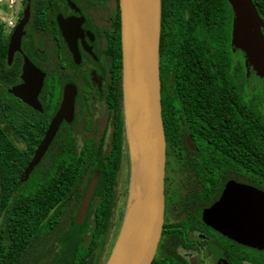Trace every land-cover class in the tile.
Wrapping results in <instances>:
<instances>
[{"label": "flooded vegetation", "instance_id": "1", "mask_svg": "<svg viewBox=\"0 0 264 264\" xmlns=\"http://www.w3.org/2000/svg\"><path fill=\"white\" fill-rule=\"evenodd\" d=\"M253 2L264 21V0ZM162 7L161 0L160 45ZM15 9L18 12L16 25L28 9L29 19L21 50L14 54L11 65L8 64L10 67L18 65L20 73L6 89L18 100L16 105L27 116L32 130L36 126L40 128L37 133L24 136L3 125L19 148V155L24 157L19 161L17 170L20 173L9 201L17 210L25 204L29 209L33 208L37 201L49 205L51 180L56 178L55 174L74 171L77 175L72 182H67L68 194L51 210L46 207L47 214L40 225L21 240L13 264H105L110 243L115 237L117 200L122 193L129 199L132 174L124 106L121 0H16ZM183 9L189 12L186 7ZM228 10L231 12V16L227 13L226 23L231 26L232 73L234 66L244 64V59L242 56L235 58L232 53L233 12L230 5ZM188 17L189 14H185L186 21ZM25 58L43 77L37 96L40 109L9 92L22 84ZM33 74L36 73L33 71ZM174 89L167 86V90ZM222 90L219 101L174 103L172 123L165 131L164 222L151 264H220L223 260L228 264H255L259 253H264L229 240L209 225L202 215L220 199L229 184L264 190L263 182L260 184L259 181L257 142L259 99L264 97V89L249 90L247 85L240 84ZM66 100H73V111L71 116L68 115L71 119H62L40 162L27 180L20 183ZM261 109L264 115V101ZM99 112L101 117H98ZM93 140L100 141L103 156L117 155L115 166L101 163L84 167L56 165L59 156L70 159L82 156L87 151L84 149L86 142ZM114 140L119 143L118 151L113 150ZM30 141L38 143L31 146ZM65 143H70L69 148L64 149ZM125 170L128 189L120 193ZM94 180L96 185L85 218L81 224L75 225ZM104 205L108 208L104 209ZM124 216L125 212H122L116 220L119 228ZM4 225L1 217L0 237L4 235L1 229Z\"/></svg>", "mask_w": 264, "mask_h": 264}, {"label": "water", "instance_id": "2", "mask_svg": "<svg viewBox=\"0 0 264 264\" xmlns=\"http://www.w3.org/2000/svg\"><path fill=\"white\" fill-rule=\"evenodd\" d=\"M233 12L232 53L242 56L249 90L264 89V21L253 0H227ZM124 47V106L131 153V188L123 224L107 264H151L164 222L166 136L162 117L159 45L161 0H121ZM29 9L13 29L8 64L21 50ZM33 71L36 74H33ZM22 84L9 92L40 109L37 96L43 84L25 58ZM73 100H66L20 183L27 180L51 144L63 118L71 119ZM96 180L88 190L75 225L83 222ZM205 221L229 240L264 252V190L229 184L220 199L203 212ZM220 264H228L225 260Z\"/></svg>", "mask_w": 264, "mask_h": 264}, {"label": "trees", "instance_id": "3", "mask_svg": "<svg viewBox=\"0 0 264 264\" xmlns=\"http://www.w3.org/2000/svg\"><path fill=\"white\" fill-rule=\"evenodd\" d=\"M162 32H161V77L163 84V120L165 131H168L171 121V111L174 103L194 101H219L223 88L245 86V65L234 66L231 73L232 60L229 52L231 26L226 23L229 5L227 0H162ZM186 7L189 12L183 9ZM185 14H189L186 21ZM10 35L6 25L0 20V218L5 225L1 228L4 235L0 237V264H13L15 250L20 247L22 239L29 236V231H35L46 216V207L51 210L69 191V184L77 175L76 172L55 174L51 181L50 204L36 202L31 212L27 204L17 210L9 201L16 178L19 176V161L24 160L18 153L19 148L7 135L8 125L16 133L31 135L38 131L29 126L27 116L23 114L18 102L7 91L20 73L18 65L8 66V44ZM236 68V70H235ZM237 72V74H236ZM172 86L174 90H167ZM191 88V90H189ZM264 92V91H263ZM210 96L211 98H207ZM212 96H215L214 98ZM194 97V98H193ZM264 97L259 99L258 112V167L259 181L264 185V115L261 109ZM189 110V108H186ZM171 144L170 140H167ZM35 146L38 142H29ZM70 143H65L69 148ZM113 150L119 149V143L114 140ZM67 146V147H66ZM100 141L86 142L82 156L57 157V166H115L117 155L101 154ZM115 170L113 169V172ZM115 174V173H114ZM65 186H58L60 183ZM105 206V205H104ZM107 206L104 207V209ZM108 208V207H107ZM255 264H264V253H259Z\"/></svg>", "mask_w": 264, "mask_h": 264}, {"label": "rangeland", "instance_id": "4", "mask_svg": "<svg viewBox=\"0 0 264 264\" xmlns=\"http://www.w3.org/2000/svg\"><path fill=\"white\" fill-rule=\"evenodd\" d=\"M11 0H0V20L3 21V19H8V18H11V11L9 10V7L11 6ZM6 6V7H5ZM18 13V12H17ZM16 13V14H17ZM17 16V15H16ZM16 19V17H15ZM11 30H8V33H10ZM102 114L99 112L98 113V117H101ZM131 158V157H130ZM132 167V165H131ZM123 175V174H122ZM124 182H123V178H122V181H121V186H122V191L119 190L120 193L124 192L125 189H128V182H127V170L124 171ZM123 194V193H122ZM120 194L118 200H117V205H116V208H115V214H114V228H115V237L114 239L112 240V243H114L115 239L117 240L118 236H119V233H120V230L121 228L118 227V221H116L119 216L121 217L122 216V212H125V207H126V204H127V197L128 195H125V197H123V195ZM123 224V222H122ZM111 242V240L109 241ZM112 243H110V247H109V257L107 258L105 264H107L110 256H111V248H112ZM116 243V241H115ZM115 244L113 245V248H114Z\"/></svg>", "mask_w": 264, "mask_h": 264}, {"label": "built area", "instance_id": "5", "mask_svg": "<svg viewBox=\"0 0 264 264\" xmlns=\"http://www.w3.org/2000/svg\"><path fill=\"white\" fill-rule=\"evenodd\" d=\"M15 1L16 0H11V6L9 7V10L11 11V18L8 19H3V23L6 25V28L8 30H13L16 26V19H15V15H16V9H15Z\"/></svg>", "mask_w": 264, "mask_h": 264}]
</instances>
